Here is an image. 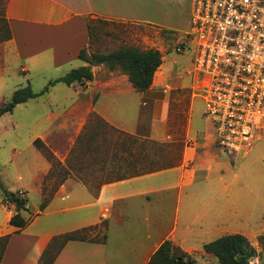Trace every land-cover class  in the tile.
I'll return each mask as SVG.
<instances>
[{
	"label": "crops",
	"instance_id": "crops-1",
	"mask_svg": "<svg viewBox=\"0 0 264 264\" xmlns=\"http://www.w3.org/2000/svg\"><path fill=\"white\" fill-rule=\"evenodd\" d=\"M191 11L192 0H4L3 17L11 36L1 43L0 77L22 75L27 79L25 86L32 89L33 77L51 76L34 92L45 86L48 90L28 100L40 102L47 109L39 120L45 126L28 143L40 162L28 182L35 184L41 201L43 190L50 192L51 197L43 210L39 211V204L31 209L26 198L27 186L20 185L16 192L27 199L29 212L35 215L17 230L9 224L14 206L5 203L2 193L0 236L10 237L0 264H40L54 237L99 224L104 239L68 240L57 251L52 249L56 254L51 264H149L152 253L166 239L186 253L199 250L186 238L192 232L193 220H180L179 203L185 189L197 179L207 177L211 164L219 165L220 156L211 144V133L188 136L194 89L200 90L199 97L204 102L203 117L212 120L206 96L193 71V53L183 76L189 78V84H182L181 76L175 81L174 70H168L166 75L167 81L174 83H166L161 70L162 56L151 85L142 92L131 85L126 74L109 70L103 64L90 65V80L81 79L64 87L48 85V81L71 69L88 66L78 58V53L89 47V19L129 21L168 32L186 28L190 31ZM77 60L82 62L80 66ZM15 89L13 85L10 90ZM175 102L183 104L184 113L177 122L170 115V106ZM57 103L62 104L58 111H53ZM145 107L149 119L147 134H142ZM99 127L156 142L181 141L184 144L180 162L173 167L101 183L92 191L81 180L65 176L69 168L65 159L70 152L54 149L52 144L65 143L70 147L79 134H85L81 140L89 143L90 133L97 132ZM175 134L179 138H173ZM35 139L49 148L59 164L53 165L42 155L33 144ZM217 171L223 173L222 169ZM17 178L22 180V175L19 173ZM222 179L220 176L219 180Z\"/></svg>",
	"mask_w": 264,
	"mask_h": 264
},
{
	"label": "rangeland",
	"instance_id": "rangeland-1",
	"mask_svg": "<svg viewBox=\"0 0 264 264\" xmlns=\"http://www.w3.org/2000/svg\"><path fill=\"white\" fill-rule=\"evenodd\" d=\"M3 2L4 0H0V38L4 34ZM88 26V53H107L128 45L142 49L155 48L163 54L161 70L166 83H174L171 80L168 82L166 79L168 70H174L177 74L175 81L181 76L182 84H189V78L183 77L185 70L189 69L188 64L194 50L189 35L184 32H188L189 28L172 30L173 32L169 31V33L150 25L94 18L88 20ZM4 41V39L0 40V53L2 51L1 43ZM177 46L182 52L175 50ZM77 63V66L82 64L80 60H77ZM49 77L51 76L33 77L31 81L33 91H38ZM26 83L27 79L22 75L1 76L0 106L11 98L10 89L13 85L18 88L25 86ZM56 84L64 87V84ZM194 92L196 96L191 98L192 114L188 126V136L195 138L197 134L211 133L213 138L211 144L217 148L215 152L220 157L219 165L211 164L212 168L208 171L206 178L197 179L193 185L185 189L179 203L178 216L180 220H193L192 232L187 233L186 238L199 247V250L187 254L194 258L198 264H219L215 256L203 251L202 245L222 235L240 233L247 237L252 248L249 264H264V253L259 241V237L264 235V106H258L256 97L252 103L249 93L222 92L217 101L223 100L224 109H217V105H215L216 113L214 119L211 118L212 122V120L203 117L204 102L199 97L200 90L194 89ZM214 96L217 97V93ZM41 104L40 102L36 103L35 100L28 101L25 104L17 105L12 112L0 116V180L3 189L10 193H16L20 185H26V198L31 209L41 201L34 190L35 184L32 181L28 182L29 176L34 174L40 162L35 155L36 151L32 145L28 146V143L33 139L35 133L45 126L43 122H39L47 110ZM61 104L57 103L53 106V111H58L57 107ZM182 105L175 102L170 106L171 119H174L175 122L178 118V121L183 119ZM147 108L145 107L142 115V134H147L146 128L149 119ZM131 111L133 113V110ZM238 112H242V123H246L251 129L250 133L253 135L251 146H245V141L239 135L235 148H230L231 151H223L218 144L219 117L226 118L225 122L227 123H234V118L232 117L231 121L228 116L237 115ZM236 124L234 123L233 126ZM99 128L97 132L90 133L89 143L81 140L85 134H79L74 145L72 144L70 147L65 143L52 144L54 149L68 154L70 152V155L65 159L69 167L66 169L65 176L81 180L92 191L101 183L108 182L113 178V175L110 174L111 171L117 167L125 166L126 151L131 150L135 153L149 155V158L155 161V166H159L170 160H176L181 154L184 144L178 140L129 144V141L118 132L104 127ZM175 136L176 134L173 138H179V134ZM47 149L49 150L48 147ZM41 153L46 158V154ZM112 154L114 155L112 156ZM218 169H222L223 173L218 172ZM19 173L22 175V180L17 178ZM220 176L223 178L221 181L219 180ZM50 182L53 183V181ZM2 196L0 191V199ZM100 228L101 232L98 234H95L98 230L87 233V239H99L103 231V227ZM181 228L183 229V227ZM181 228L178 229L181 230Z\"/></svg>",
	"mask_w": 264,
	"mask_h": 264
},
{
	"label": "trees",
	"instance_id": "trees-1",
	"mask_svg": "<svg viewBox=\"0 0 264 264\" xmlns=\"http://www.w3.org/2000/svg\"><path fill=\"white\" fill-rule=\"evenodd\" d=\"M4 30L1 39L7 40L10 38V30L5 18ZM89 32V26L87 24ZM170 33V32H169ZM78 58L88 64V66H81L71 69L65 75L51 80L48 85L55 83H63L71 85L81 79L90 80L92 78V72L90 65H105L109 70H119L126 74L131 85L138 91L142 92L149 88L152 83L153 75L157 68L161 65L162 55L159 50L155 48H139L137 46H123L115 50H111L107 53L93 52L88 53L87 47L82 48L78 53ZM48 90V86H45L42 91L34 92L29 85L16 88L11 98L0 106V116L5 113H10L20 103H25L32 98L43 95ZM119 133V132H118ZM122 137L127 139L129 144L135 143H149L150 139L147 137H141L139 135H125L119 133ZM153 142V141H152ZM178 142V141H176ZM181 142V141H180ZM155 143V142H154ZM153 143V144H154ZM34 146L46 154V158L53 163V165L59 164L55 160L52 153L47 147L40 141L35 139L33 141ZM122 144H125L122 142ZM128 147L127 144H125ZM130 148V147H128ZM182 151V149H181ZM127 158L124 162L123 168H116L110 172L113 175L109 181L119 180L135 175L149 173L157 171L163 168H169L177 165L180 162L181 154L178 158L162 165L155 166V161L149 158V155L131 150L126 151ZM0 191L4 194L5 203L7 205H13L15 212L9 219V224L16 227L17 230L24 228L35 214L29 212L26 205L27 199L21 196L18 192L10 193L3 189L0 180ZM43 200L39 204V211L43 210L49 198L50 192L43 190ZM21 211L29 213L28 217H25ZM101 224L90 227L81 228L73 232H67L54 237L49 244L43 256L40 264H51L57 249H59L66 241L73 239H86L87 233L94 230H98L95 234L101 232ZM99 228V229H98ZM103 232V231H102ZM10 235L6 234L0 236V261L5 251ZM101 238H105L104 232L101 234ZM259 241L262 244L264 253V235L259 237ZM53 244V245H52ZM52 249H55L52 252ZM203 251L217 258L219 264H249L250 257L252 256V248L249 240L246 236L240 233L222 235L208 243L203 245ZM149 264H198L194 258L184 252L180 247L173 244L172 241L164 240L158 248L152 253L149 259Z\"/></svg>",
	"mask_w": 264,
	"mask_h": 264
},
{
	"label": "built area",
	"instance_id": "built-area-1",
	"mask_svg": "<svg viewBox=\"0 0 264 264\" xmlns=\"http://www.w3.org/2000/svg\"><path fill=\"white\" fill-rule=\"evenodd\" d=\"M187 35L194 45L193 71L211 118L215 105L224 109L223 100L217 101L222 92L249 93L252 103L256 97L258 106H264V0H192ZM175 50L182 52L178 46ZM232 117L235 126L219 117L218 144L223 151L235 148L239 135L251 146L253 135L241 121L242 112Z\"/></svg>",
	"mask_w": 264,
	"mask_h": 264
}]
</instances>
